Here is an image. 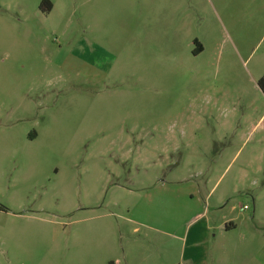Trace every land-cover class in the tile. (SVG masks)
Returning a JSON list of instances; mask_svg holds the SVG:
<instances>
[{"label":"rangeland","instance_id":"obj_1","mask_svg":"<svg viewBox=\"0 0 264 264\" xmlns=\"http://www.w3.org/2000/svg\"><path fill=\"white\" fill-rule=\"evenodd\" d=\"M42 1L0 0V264H189L204 208L264 259V0Z\"/></svg>","mask_w":264,"mask_h":264},{"label":"crops","instance_id":"obj_2","mask_svg":"<svg viewBox=\"0 0 264 264\" xmlns=\"http://www.w3.org/2000/svg\"><path fill=\"white\" fill-rule=\"evenodd\" d=\"M264 115L263 117L253 126V128L260 127L261 123L264 124ZM257 152L264 153V136L259 135L258 136V144H257ZM252 167L250 169H253L255 173L264 172V158L262 159L260 155L258 154L256 157L253 158L251 161ZM209 195V194H208ZM207 195V196H208ZM207 196L205 200H207ZM205 208L200 213L193 216L191 219L192 221H197V224H200L199 227L194 231V237L191 242V251L188 258L189 264H264V259L260 253L253 254V257L248 259L246 263H224L223 258L220 257V255H223L227 252L225 248H216L212 250H206L203 248V244L206 241V237L204 236L205 233L207 234V231L209 229L208 222L205 220L206 212ZM255 217V214H253V219ZM205 220V221H204ZM192 223V222H191ZM235 228V225L231 227L229 230H233ZM229 230H225L229 231ZM188 236V234H187ZM179 241H182V254L184 256L185 254V247H186V241L184 242V234L180 237H177ZM249 241L251 243L256 242L255 236L253 233L249 235ZM209 252V253H208ZM229 253V252H228ZM222 258V260H221ZM229 261V259H228Z\"/></svg>","mask_w":264,"mask_h":264},{"label":"trees","instance_id":"obj_3","mask_svg":"<svg viewBox=\"0 0 264 264\" xmlns=\"http://www.w3.org/2000/svg\"><path fill=\"white\" fill-rule=\"evenodd\" d=\"M47 4V7L50 9L51 8V5L47 3L46 0H43L41 2V5H40V8L43 7V4ZM258 88L261 90L262 94L264 95V75L259 79L258 81ZM234 225L232 223L228 224L225 226V230H229L231 227H233Z\"/></svg>","mask_w":264,"mask_h":264},{"label":"built area","instance_id":"obj_4","mask_svg":"<svg viewBox=\"0 0 264 264\" xmlns=\"http://www.w3.org/2000/svg\"><path fill=\"white\" fill-rule=\"evenodd\" d=\"M246 209H247V206H243V207L241 208L242 211H245Z\"/></svg>","mask_w":264,"mask_h":264}]
</instances>
